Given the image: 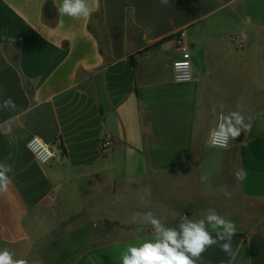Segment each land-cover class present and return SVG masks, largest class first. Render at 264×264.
Listing matches in <instances>:
<instances>
[{"label":"crops","instance_id":"obj_1","mask_svg":"<svg viewBox=\"0 0 264 264\" xmlns=\"http://www.w3.org/2000/svg\"><path fill=\"white\" fill-rule=\"evenodd\" d=\"M61 3L0 0V101L16 104L0 109V162L13 167L0 250L30 264H122L129 245L154 239L133 214L178 227L211 208L236 225V255L213 246L197 264H264V0H89L76 20ZM182 30L188 82L172 70ZM238 104L250 131L211 146L216 118ZM35 136L64 159L39 163ZM106 136L115 148L102 156Z\"/></svg>","mask_w":264,"mask_h":264},{"label":"clouds","instance_id":"obj_2","mask_svg":"<svg viewBox=\"0 0 264 264\" xmlns=\"http://www.w3.org/2000/svg\"><path fill=\"white\" fill-rule=\"evenodd\" d=\"M167 4L168 0H160ZM60 15L67 16L73 20L90 17L94 11L89 0H62L57 8ZM228 114L221 113L215 120V127L210 131L213 143L217 140L218 146L227 147L229 140H236L242 132L250 131V124L245 123V116L239 110ZM16 104L11 97L0 101V109L15 110ZM13 171L11 164L0 162V192L6 191ZM247 173L243 168L234 172L236 180L242 181ZM201 182L207 183L208 176L202 175ZM226 198H231V192L226 188L223 190ZM146 225H150L154 239L146 240L139 246L129 245L120 255L122 264H197L203 253L213 246H218L230 258H234L236 251L232 240L236 234V225L215 209H208L202 218L193 220L188 216L180 219L178 227L166 226L161 218L152 211L143 214H133L131 223L137 219ZM0 264H30L27 259H14V253L7 248L0 250ZM31 264H37L32 261Z\"/></svg>","mask_w":264,"mask_h":264},{"label":"built area","instance_id":"obj_3","mask_svg":"<svg viewBox=\"0 0 264 264\" xmlns=\"http://www.w3.org/2000/svg\"><path fill=\"white\" fill-rule=\"evenodd\" d=\"M173 40L175 42V50L179 56L178 59L172 63L174 78L176 81L188 82L193 78V62L191 59L190 44L187 40L186 32L184 30L179 31L173 35ZM219 143L220 142L217 140L216 144H214L213 138L210 136L211 146L225 149V147L218 146ZM229 145L230 140L228 142V146ZM27 146L35 159L42 164L50 163L53 160L61 161L65 157V149L61 144L54 147L36 136L29 140ZM114 148V140L110 136L104 137L100 144L101 155H110Z\"/></svg>","mask_w":264,"mask_h":264},{"label":"trees","instance_id":"obj_4","mask_svg":"<svg viewBox=\"0 0 264 264\" xmlns=\"http://www.w3.org/2000/svg\"><path fill=\"white\" fill-rule=\"evenodd\" d=\"M130 28L132 29L133 27H130ZM166 40H167V39H163V40H161V41L155 43V44L152 45L151 47L146 48V50H150L151 48L157 46L158 44H160V43H162V42H164V41H166ZM131 62H132V65L135 67V62H134L133 60H131ZM101 111H102V109H101Z\"/></svg>","mask_w":264,"mask_h":264},{"label":"water","instance_id":"obj_5","mask_svg":"<svg viewBox=\"0 0 264 264\" xmlns=\"http://www.w3.org/2000/svg\"><path fill=\"white\" fill-rule=\"evenodd\" d=\"M106 222H108V221H106Z\"/></svg>","mask_w":264,"mask_h":264}]
</instances>
